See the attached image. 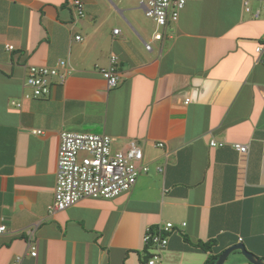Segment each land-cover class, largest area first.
Here are the masks:
<instances>
[{
    "label": "crops",
    "instance_id": "crops-1",
    "mask_svg": "<svg viewBox=\"0 0 264 264\" xmlns=\"http://www.w3.org/2000/svg\"><path fill=\"white\" fill-rule=\"evenodd\" d=\"M82 1L77 19L68 0H0V264H148L147 229L167 222L176 227L156 264H204L238 243L264 260V13L193 0L160 41L141 0ZM112 54L121 78L109 88L100 70ZM60 60L66 82L25 98L28 67ZM62 131L106 133L115 149L136 140L150 171L116 198L50 215ZM225 264L252 263L236 251Z\"/></svg>",
    "mask_w": 264,
    "mask_h": 264
},
{
    "label": "built area",
    "instance_id": "built-area-1",
    "mask_svg": "<svg viewBox=\"0 0 264 264\" xmlns=\"http://www.w3.org/2000/svg\"><path fill=\"white\" fill-rule=\"evenodd\" d=\"M147 17L153 19L157 25L154 40H162L167 34V28L176 24L182 10L193 0H141ZM73 7L77 19L86 16L82 0H68ZM244 10L253 13L255 19L261 18L264 13V4L253 12L248 0ZM119 29L115 30L118 34ZM81 40V36H76ZM146 50H152V42H145ZM9 50L14 46L8 45ZM256 52L259 59L264 60V39L258 43ZM119 57L110 56L107 67L101 68L108 87H117L120 83ZM71 67L65 60H60L55 66L32 65L28 67L25 85L30 89L25 92V98H38L50 94L54 83L64 84L71 75ZM190 99L186 100L188 103ZM16 107L20 102L13 101ZM42 130H33L35 134H42ZM113 138L106 133L62 131L58 151L56 184L54 199L48 206L50 215L62 212L86 199H113L125 192L131 191L138 178L150 171V166L144 162L143 146L136 140L129 141L124 148L114 150ZM212 147H223L224 141L212 139ZM157 146L164 147L162 142ZM233 147L242 154H247L249 147L246 144L234 143ZM85 154V155H83ZM157 172H165V166H157ZM187 223H182L186 226ZM175 224L167 222L164 226L150 227L144 236V243L150 251L148 264H156L162 259L169 244V234L174 231ZM37 225L27 231V244L30 256L36 257L35 231ZM5 225L0 226V233L6 232ZM242 239H240V242ZM24 256H18L12 264H22Z\"/></svg>",
    "mask_w": 264,
    "mask_h": 264
},
{
    "label": "water",
    "instance_id": "water-1",
    "mask_svg": "<svg viewBox=\"0 0 264 264\" xmlns=\"http://www.w3.org/2000/svg\"><path fill=\"white\" fill-rule=\"evenodd\" d=\"M236 251H240L243 256L252 264H264V260L261 258H258L255 254L251 253L250 251L247 250L246 246L242 243L235 244L226 250H224L218 260L216 261L215 264H225L229 256Z\"/></svg>",
    "mask_w": 264,
    "mask_h": 264
},
{
    "label": "trees",
    "instance_id": "trees-1",
    "mask_svg": "<svg viewBox=\"0 0 264 264\" xmlns=\"http://www.w3.org/2000/svg\"><path fill=\"white\" fill-rule=\"evenodd\" d=\"M200 247L203 250L210 252L211 249H212V244L210 242L202 243V244H200ZM219 256H220V254L209 255L207 260H206V262L204 264H215L216 261L218 260Z\"/></svg>",
    "mask_w": 264,
    "mask_h": 264
},
{
    "label": "rangeland",
    "instance_id": "rangeland-1",
    "mask_svg": "<svg viewBox=\"0 0 264 264\" xmlns=\"http://www.w3.org/2000/svg\"><path fill=\"white\" fill-rule=\"evenodd\" d=\"M113 148H114V146H113ZM120 149H121V148H120ZM114 150H118V149H115V148H114ZM83 155H85V154H83Z\"/></svg>",
    "mask_w": 264,
    "mask_h": 264
}]
</instances>
